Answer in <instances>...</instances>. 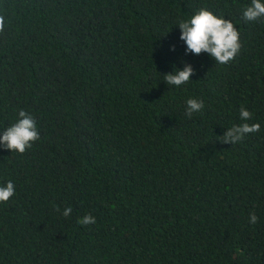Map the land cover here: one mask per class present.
<instances>
[{
  "label": "trees",
  "instance_id": "obj_1",
  "mask_svg": "<svg viewBox=\"0 0 264 264\" xmlns=\"http://www.w3.org/2000/svg\"><path fill=\"white\" fill-rule=\"evenodd\" d=\"M250 4L0 0V139L20 109L40 133L23 154L0 143V186L15 185L0 264H264V18L246 21ZM201 9L240 33L227 64L180 39ZM186 64L191 80L168 85ZM189 98L204 101L191 118ZM245 122L260 130L223 142Z\"/></svg>",
  "mask_w": 264,
  "mask_h": 264
},
{
  "label": "clouds",
  "instance_id": "obj_2",
  "mask_svg": "<svg viewBox=\"0 0 264 264\" xmlns=\"http://www.w3.org/2000/svg\"><path fill=\"white\" fill-rule=\"evenodd\" d=\"M243 17L246 21H257L264 18V2L262 0H251V4L243 11ZM5 21L0 16V32H3ZM181 30L180 39L187 45V52L196 55L202 52L210 53L212 58L219 64H227L233 60L241 49L240 33L231 20L223 16H217L207 9L199 10L190 19H181L178 22ZM174 50V46H173ZM193 69L190 65H185L184 70L176 69L174 73L164 75V80L168 85L182 86L191 80ZM186 115L191 118L193 113H198L204 108L202 99L189 98L186 101ZM253 113L246 107H241L240 118L242 121H249ZM259 123L249 124L247 122L240 125H233L223 136L224 143L241 142L246 135L257 133L260 130ZM40 139V133L37 128L35 118L27 111L20 109L17 121L8 127L3 134L0 143H3L7 150L12 152L25 153L27 149L33 146V143ZM15 194V185L9 180L6 186H0V202H7ZM59 212V207L56 208ZM72 208H65L63 215L70 216ZM96 218L91 215H85L77 221L78 224H94ZM249 222L255 224L258 217L252 212Z\"/></svg>",
  "mask_w": 264,
  "mask_h": 264
}]
</instances>
